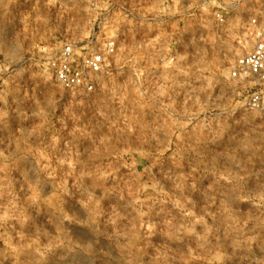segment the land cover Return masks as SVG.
<instances>
[{
	"label": "rangeland",
	"instance_id": "obj_1",
	"mask_svg": "<svg viewBox=\"0 0 264 264\" xmlns=\"http://www.w3.org/2000/svg\"><path fill=\"white\" fill-rule=\"evenodd\" d=\"M252 17L264 0H0V264H264V108L229 77ZM109 39L94 94L54 79L66 44Z\"/></svg>",
	"mask_w": 264,
	"mask_h": 264
},
{
	"label": "built area",
	"instance_id": "obj_2",
	"mask_svg": "<svg viewBox=\"0 0 264 264\" xmlns=\"http://www.w3.org/2000/svg\"><path fill=\"white\" fill-rule=\"evenodd\" d=\"M213 18L219 25L227 23V17L220 9L214 11ZM246 35L252 41V48L230 69L229 77L239 84L237 94L245 98V107L261 110L264 108V90L256 85L264 84V18H250ZM115 52L116 42L112 39L100 46L66 44L50 63L52 76L69 92L94 94L99 86L98 76L108 71ZM175 60L164 53L156 61H138V89L144 98L154 94L165 64Z\"/></svg>",
	"mask_w": 264,
	"mask_h": 264
}]
</instances>
